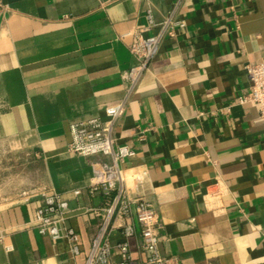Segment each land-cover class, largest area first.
Returning <instances> with one entry per match:
<instances>
[{"label": "crops", "instance_id": "crops-1", "mask_svg": "<svg viewBox=\"0 0 264 264\" xmlns=\"http://www.w3.org/2000/svg\"><path fill=\"white\" fill-rule=\"evenodd\" d=\"M149 8L158 23L173 14L186 26L129 93L122 74L137 60L122 36L158 32ZM262 62L264 0H0V264H85L100 223L92 210L103 204L90 186L112 160L70 153V125L123 100L115 135L135 153L128 172H147L128 183L159 214L162 255L264 264V122L256 104H238L250 89L246 67ZM216 182L227 194L212 209ZM47 192L69 202L79 256L38 232ZM127 224L138 263L134 214L115 217L110 238L122 242Z\"/></svg>", "mask_w": 264, "mask_h": 264}, {"label": "built area", "instance_id": "built-area-1", "mask_svg": "<svg viewBox=\"0 0 264 264\" xmlns=\"http://www.w3.org/2000/svg\"><path fill=\"white\" fill-rule=\"evenodd\" d=\"M146 14L148 29L158 30L155 35L145 37L141 31H130L122 36L124 39H131L129 49L137 60L133 68L122 74L129 93L136 87L143 74L149 71V65L157 57L163 40L167 37L176 38L178 31L186 26L185 21H177L173 14L160 23L154 19L151 8L146 10ZM246 72L250 89L245 96L238 99V104H256L259 108V117L264 122V62L247 66ZM125 108L126 100H123L107 107L104 118L90 116L70 125L71 142L68 145L70 153L84 157L101 155L112 160V164L101 165L95 181L90 186V193L102 198L103 204L92 210L99 216L100 223L92 238L85 264H178L175 259L165 257L161 253L158 212L149 201L133 195L130 190L129 180L140 182L147 172L141 170L129 173L130 169L124 167L125 162L135 156L128 146L118 143L115 135L116 122ZM214 186L216 188L207 196L206 202L212 209H218L220 205L217 207L214 202L227 194V188L221 187L219 182ZM75 194L79 195L80 191H76ZM41 199L35 214L38 232L53 241L68 242L71 253L79 256L82 252L81 238L69 225L71 212L69 202L56 192L44 193ZM133 214L142 239L143 258L138 263L134 262L130 252L129 239L135 234L132 224L124 226L122 242L113 244L110 238L114 218L122 217L129 220ZM4 239L5 235L0 232V242ZM7 249L11 250V247L8 246ZM114 256L119 260L112 261ZM29 264L41 263L35 261Z\"/></svg>", "mask_w": 264, "mask_h": 264}]
</instances>
